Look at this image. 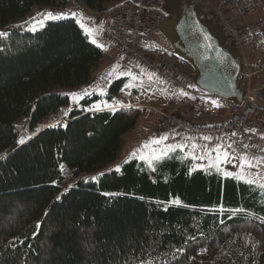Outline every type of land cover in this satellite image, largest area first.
<instances>
[{
    "label": "trees",
    "instance_id": "1",
    "mask_svg": "<svg viewBox=\"0 0 264 264\" xmlns=\"http://www.w3.org/2000/svg\"><path fill=\"white\" fill-rule=\"evenodd\" d=\"M64 2L0 0V33ZM79 2L103 11L110 0ZM27 26L0 36V264H264V188L197 169L181 150L151 165L123 158L141 108L74 110L34 132L105 51L72 16Z\"/></svg>",
    "mask_w": 264,
    "mask_h": 264
},
{
    "label": "built area",
    "instance_id": "2",
    "mask_svg": "<svg viewBox=\"0 0 264 264\" xmlns=\"http://www.w3.org/2000/svg\"><path fill=\"white\" fill-rule=\"evenodd\" d=\"M258 1L219 0L199 14L204 24L222 33L226 48L240 54L241 77L249 82L256 73L250 62L253 52L264 53V17L258 14ZM158 2L118 0L103 11L79 3L73 10L81 24L99 34L102 47L117 55L119 69L128 77L153 74L170 86L167 107L157 111L152 130L163 147L179 148L184 142L196 147L223 145L238 157L264 163V86L244 90L240 104L200 89L193 67L185 69L176 56L154 48V34L166 18Z\"/></svg>",
    "mask_w": 264,
    "mask_h": 264
},
{
    "label": "rangeland",
    "instance_id": "3",
    "mask_svg": "<svg viewBox=\"0 0 264 264\" xmlns=\"http://www.w3.org/2000/svg\"><path fill=\"white\" fill-rule=\"evenodd\" d=\"M117 1L118 0H110V4L114 5ZM203 1L204 4L214 3V5L218 2V0ZM79 3V0H65L64 3L55 6L53 10L35 7L26 17L18 20L16 24L6 28L2 32L7 35L17 26L19 27L22 25H28L27 29L31 32L40 31L49 22L59 21L65 16H71L72 13H75L73 10L74 6ZM182 6L183 0H159L158 9L165 14L166 18L161 28L154 34L153 43L155 49L176 56L183 64L190 65L184 58L177 55L175 48L172 46L168 38V31L176 23ZM258 11V14L264 17V0L258 1ZM198 12L202 15V10L198 9ZM45 13H64L67 15L61 16L59 19H48L40 15ZM114 13L115 10L112 14ZM33 17H35L37 21L43 20V27L37 26L36 30L32 31L31 26L34 23ZM253 20H255V15ZM82 29L85 32L84 28ZM88 37L91 42L93 38L96 40V43L93 44L105 51L104 57L106 58L102 60L91 81L81 89L72 92L71 94H77L75 97L70 94V106L65 107L61 114L51 116L49 119L42 121L35 129V133L64 121L69 117L70 112L74 110L92 112L111 107H138L142 110V117L139 121L137 130L127 136L123 158L129 155L131 158L144 160L151 165L153 162L166 156L171 151L181 150L185 157H190L196 161L197 169L216 171L223 177L235 178L243 182H245V180H253L255 182L251 184H255L258 187L264 185V163L262 161L247 157L248 161L252 164V167H248L244 164V161L241 159L242 157L236 156L223 145L196 147L189 142H184L179 148L174 147L166 149L163 147V144H161L162 139L155 136L152 137V130L159 117L157 111L163 110L167 107L169 97L172 94L170 86L153 74H147L144 78L128 77L119 69L118 59L116 58L117 55L113 52L106 51L102 47L100 41L93 35H88ZM250 62L256 73L251 82H249V79L245 78V76L240 78L239 86L243 91L248 89L255 90L264 86L263 51L261 49L254 51ZM125 78L127 79V82L120 94L115 97H110V88L112 84ZM85 90L89 93L88 95H85ZM18 126L25 128V119L19 120ZM153 141H159V143H154ZM155 146L159 147L157 148ZM225 153L227 154L226 158L224 155ZM201 157H203V159H201ZM218 157L219 160L217 159ZM241 165L244 166L241 167ZM225 173H231L232 175H225ZM241 175H243L245 179H239L238 177ZM73 182L74 181H70L68 185L64 187V190H68Z\"/></svg>",
    "mask_w": 264,
    "mask_h": 264
},
{
    "label": "water",
    "instance_id": "4",
    "mask_svg": "<svg viewBox=\"0 0 264 264\" xmlns=\"http://www.w3.org/2000/svg\"><path fill=\"white\" fill-rule=\"evenodd\" d=\"M177 55L197 71V85L203 91L242 103L240 88L242 58L223 45L222 33L204 24L195 0H183L179 17L168 31Z\"/></svg>",
    "mask_w": 264,
    "mask_h": 264
},
{
    "label": "snow or ice",
    "instance_id": "5",
    "mask_svg": "<svg viewBox=\"0 0 264 264\" xmlns=\"http://www.w3.org/2000/svg\"><path fill=\"white\" fill-rule=\"evenodd\" d=\"M48 19H59L61 16H65L67 14H64V13H61V14H53V13H45V14H40ZM73 16H75L76 14L75 13H72ZM33 25L31 26V30L32 31H35L37 26L39 27H43V20H40V21H37L35 17H33ZM81 27L84 28L86 34H88L89 36H92V31L90 29H88L85 25L81 24ZM2 35H6V33H0V36ZM92 43H96V40L93 38L92 39ZM102 91V90H101ZM89 93H87V91L85 90V95H88ZM73 95L74 97L77 95V94H71ZM205 139H209L208 137H205ZM21 143L23 141H20ZM154 143H159V141H153ZM229 147H231V145H229ZM245 148H247L248 146L247 145H244ZM218 151V149H217ZM225 158L227 157V154L225 153ZM143 158V157H141ZM201 159H203V157H201ZM219 160V157L217 158ZM243 161H244V164H246L248 167H252V164L250 161H248L247 157L244 156L241 158ZM244 165H241V167H243ZM119 170V169H117ZM225 175H232L231 173H225ZM239 179H245L243 175H241L240 177H238ZM246 183H254L255 181L253 180H245ZM261 187H264V185H261ZM105 195H113V194H109V193H106ZM174 203H179L178 200L174 201ZM37 227L39 228V224H37Z\"/></svg>",
    "mask_w": 264,
    "mask_h": 264
},
{
    "label": "crops",
    "instance_id": "6",
    "mask_svg": "<svg viewBox=\"0 0 264 264\" xmlns=\"http://www.w3.org/2000/svg\"><path fill=\"white\" fill-rule=\"evenodd\" d=\"M219 1V0H218ZM217 3V2H216ZM196 5H197V8L198 9H203V8H210V7H212V6H214V3H212V4H204V1L203 0H197L196 1ZM216 5V4H215ZM71 16L73 17V18H75V19H77L78 20V17H77V15H75V16H73L72 14H71ZM79 21V20H78ZM93 33H92V35L95 37V38H97L98 39V37H99V34L97 33V32H95V31H92ZM106 57H104L103 59H105ZM184 68L185 69H190L191 68V66L190 65H186V64H184ZM111 108H114V107H111ZM116 108V107H115ZM137 130V129H136ZM136 130H134V131H132V132H130L128 135H126V137H125V140H127V136H129V135H131L132 133H134ZM125 147H126V145H125ZM124 152H125V148H124Z\"/></svg>",
    "mask_w": 264,
    "mask_h": 264
}]
</instances>
